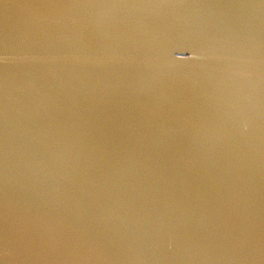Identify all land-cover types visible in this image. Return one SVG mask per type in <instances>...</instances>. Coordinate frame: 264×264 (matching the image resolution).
Segmentation results:
<instances>
[{
	"label": "water",
	"instance_id": "1",
	"mask_svg": "<svg viewBox=\"0 0 264 264\" xmlns=\"http://www.w3.org/2000/svg\"><path fill=\"white\" fill-rule=\"evenodd\" d=\"M0 264H264V0H0Z\"/></svg>",
	"mask_w": 264,
	"mask_h": 264
},
{
	"label": "snow or ice",
	"instance_id": "2",
	"mask_svg": "<svg viewBox=\"0 0 264 264\" xmlns=\"http://www.w3.org/2000/svg\"><path fill=\"white\" fill-rule=\"evenodd\" d=\"M182 55V54H181ZM178 56V55H177ZM176 59L177 60H179V61H187V60H190V59H178L177 57H176Z\"/></svg>",
	"mask_w": 264,
	"mask_h": 264
}]
</instances>
